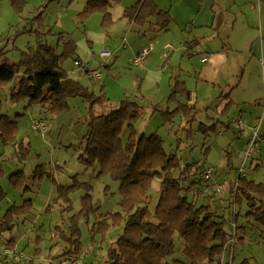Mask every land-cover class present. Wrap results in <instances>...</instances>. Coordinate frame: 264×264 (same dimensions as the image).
<instances>
[{
	"label": "rangeland",
	"instance_id": "rangeland-1",
	"mask_svg": "<svg viewBox=\"0 0 264 264\" xmlns=\"http://www.w3.org/2000/svg\"><path fill=\"white\" fill-rule=\"evenodd\" d=\"M25 3L18 12L12 0H0V49L7 50L11 63H17L18 50H25L34 45L40 32L46 42L60 51L61 42L58 36L64 39L68 36L77 42V51L89 70H98L100 77L89 78L85 70L68 59L65 62L68 75L80 82L89 92L100 95L102 92L108 97L103 104H94L95 113L109 112L117 108L120 101L129 98L140 104L141 116L133 126L138 135L142 133L150 135L156 133L164 140L163 145L168 153L177 152L181 161L185 159L200 160L213 168L211 184L208 190L216 191V184L221 188L217 195H223L220 206L211 201V207L218 211H225L228 220L227 225L232 226L231 209L222 208L227 205L238 168L244 159V151L249 139L247 134L251 127L258 124L253 108L258 102L264 103V68L260 63L264 56L258 55L256 43L261 40L258 32L262 29L264 43V2L247 0L250 6H246V0H216L224 13L223 21L225 29L221 39L217 40V47L222 44L229 50V58L223 64L215 84L206 85L201 93L197 89V82L201 81L193 77L191 65L186 63L190 59L200 56L188 48L187 34L184 32V24L187 16L193 18L195 14L201 18L202 6H208L211 0H154L163 10L171 15V23L168 30L159 33L152 32L148 25L137 26L128 24L126 19L113 18L111 24L102 26L101 13L91 14L85 21H81V12L84 0H24ZM137 0H120L118 7L134 4ZM126 5V6H127ZM112 7V6H111ZM116 7V6H114ZM111 12V9H108ZM242 10L243 13L235 14ZM244 14V15H243ZM245 15L249 18V24L245 22ZM196 19V18H195ZM262 23V26H261ZM232 24L235 31L229 38ZM245 25V26H244ZM251 31L258 33L255 43L241 39L240 45L233 46L235 33L237 36L244 34L247 26ZM246 27V28H245ZM189 26L187 27L188 30ZM239 29V30H238ZM88 39V46H83L81 38ZM214 41H209L208 50H213ZM227 41V43H226ZM91 49V50H90ZM143 50L146 56L141 67H133V59ZM207 50V51H208ZM92 51V52H91ZM108 51L109 56L102 57L100 53ZM192 55V56H190ZM199 59V58H198ZM198 59L195 60L198 61ZM184 81L191 92L189 105L196 108V120L192 124L184 118L175 126L163 125L158 110H166L173 107L168 102V95L174 82ZM17 85V77H14L6 86L0 88L1 113H5L17 123L15 140L3 143L0 139V165L3 169L0 174V188L5 193L0 198V218L6 209L13 205H21L24 200L31 201L30 213L22 215L17 225L10 230L0 231V264H59L68 257L63 254L68 249H74L72 239L78 237L79 252L86 253L83 264H107V251L112 242L122 230V225L111 226L107 232L100 234L92 231L93 224L99 219L100 213L107 211H120V194L118 182L107 174L98 175V165L87 166L79 159L83 153L85 141L84 134L87 131L86 118L89 112V101L81 96L69 97V107L56 114L42 111L41 103L28 100L15 102L9 96L11 89ZM198 85V86H199ZM201 93V95H200ZM226 98L232 101L226 115L217 114L222 121L229 124L224 129L220 125L215 133L203 143V135L194 136V147L186 146L181 142L177 149V136L180 134L185 140L186 131L183 129L174 134L179 128L196 129L199 122L211 124L216 114L218 101ZM197 101V102H196ZM208 109L209 115L206 112ZM33 118H44L47 123L45 134L31 127ZM241 118L245 128L243 133L234 119ZM254 123V124H253ZM250 124V125H249ZM172 128H174L172 130ZM219 131V133H218ZM128 135L125 126L121 133L123 141ZM246 143V144H245ZM210 147L204 151L205 147ZM28 150H27V149ZM182 148V149H181ZM255 148V147H254ZM26 149V150H25ZM255 150L253 149L252 156ZM230 153V154H228ZM24 155V156H23ZM250 158L245 161L244 172L247 177L254 178L257 182L264 183V167L260 165L254 168V163H260V158ZM264 162V151L262 154ZM19 173L26 182L22 188H15L10 176ZM76 178L77 187L70 195L71 210H67L66 204L58 198L57 187L69 186ZM215 181V183H213ZM26 187V188H25ZM160 182L155 179L150 189L147 220H153V210L159 195ZM90 195V207L87 212H81L83 208V196ZM200 197V202L204 201ZM244 205H236L237 210L243 213ZM75 221L78 232L73 234L72 223ZM243 221L239 215L237 224ZM249 226L248 236L251 239V252L254 260L260 263L264 260V245L260 242L258 229ZM176 246L179 241L176 239ZM250 246L242 247L249 250ZM241 246L233 247L234 261L237 264L239 254L236 250ZM9 249V253H5ZM176 255L180 256L179 252ZM243 255V254H241ZM6 256L8 260L6 261ZM16 256V259H14ZM242 258H245L242 257Z\"/></svg>",
	"mask_w": 264,
	"mask_h": 264
},
{
	"label": "trees",
	"instance_id": "trees-1",
	"mask_svg": "<svg viewBox=\"0 0 264 264\" xmlns=\"http://www.w3.org/2000/svg\"><path fill=\"white\" fill-rule=\"evenodd\" d=\"M84 1L85 4L79 13L81 21L98 12L102 15L103 27L113 21L108 10L110 5L120 2ZM24 3V0H12L18 12ZM122 18L137 26L148 25L156 34L168 30L171 23L169 12L160 8L154 0H137L124 9ZM38 34L34 45L25 50H18L20 52L17 63H11L7 50L0 49V88L17 77L16 89H11L9 97L15 102L28 100L41 103L42 111L52 115H57L69 107V97L81 96L89 101L87 131L83 136L85 146L79 159L87 166L98 165V175L107 174L119 184L120 211L100 213L99 219L92 227V231L104 234L111 226L122 225L120 234L107 251V264H220L223 253L235 244L236 230L245 233L248 225L258 229L257 236L264 245L263 182H257L243 173L236 175L227 205L221 206L226 209L232 207L231 228L227 225L225 211H218L210 205L211 201L216 202L218 206L222 204L223 199L220 194L217 195L218 191L199 194L192 192V189H198L204 184L210 188L211 179L202 177V173L210 166L204 161L200 163V160L185 159V163L182 162L177 152L168 153L165 150L164 140L155 132L148 136L143 133L138 135L133 126L141 116L140 104L136 100L125 98L117 108L109 112L95 113L94 104H103L108 101V97L103 92L98 96L89 92L80 82L68 75L65 67L68 59L73 63L80 61L76 42L72 38L64 39L60 34L58 42H61V46L58 51L42 38L40 32ZM190 100L191 92L186 83L174 82L168 95V102H171L173 107L158 110L162 124H173L175 118H179V121L184 118L190 124L195 122L197 111L195 106L189 105ZM231 105L229 100L220 114L226 115ZM219 124L224 129L229 126L218 116L211 124L199 122L196 129H177L174 134H178L182 129L186 131L185 140L180 134L177 136V149H180V144L184 141L186 146L194 147L193 137L196 134L203 135L204 147L207 137L216 132ZM125 126L128 135L123 141L120 136ZM16 132V121L0 111V139L3 143L13 142ZM209 148L205 147L204 151ZM2 172L0 165V174ZM155 179L160 182L159 195L152 214L153 220H147L150 189ZM10 181L15 188H22L26 182L19 173L11 175ZM77 184L75 178L73 184L57 187V197L66 204L67 210L72 209L70 195L78 188ZM4 195L0 188V198ZM201 196L205 199L199 203ZM89 197L88 193L83 196L81 212L91 209ZM237 204L244 205L243 213L237 211ZM31 206L30 199L24 200L21 205L9 206L0 218V231L10 230L17 225L22 215L30 213ZM239 215L243 221L238 225L236 221ZM72 225L75 227L72 233L75 234L78 227L75 221ZM176 239L179 246H176ZM78 240V237H73L74 249H68L63 254H80ZM176 252H179L180 256L176 255ZM237 264L260 263L252 260V257H245Z\"/></svg>",
	"mask_w": 264,
	"mask_h": 264
},
{
	"label": "crops",
	"instance_id": "crops-1",
	"mask_svg": "<svg viewBox=\"0 0 264 264\" xmlns=\"http://www.w3.org/2000/svg\"><path fill=\"white\" fill-rule=\"evenodd\" d=\"M258 1L260 3L262 2L260 0H258ZM245 4H246V6H250V2L247 0L245 1ZM126 5H124L122 7H118V5H115V4L110 5L109 9H111V12H110L111 17H113L115 19L116 18L120 19L123 15L124 9L126 7L133 5V4L127 5V6ZM114 6H116V7H114ZM202 10H203V13H202V16L200 19H198L196 17V15L194 14L192 19L190 18V16H187V18L184 21V24H183V22L181 24V26L184 25V29H186V30H184V32L187 34V37H188V40H187L188 43H186V45L188 46L189 49H191L190 53H192V51H194L196 53V55L200 54L199 57H197L195 59L192 58V59L188 60L186 63V65H187L186 68H188V63H189L191 65L192 69H194L193 70V77H195L198 81L202 82L201 86L197 82V89L201 93L204 91L203 87L206 86L204 84H209V83L215 84V82L218 79V76H219L218 74L220 73V69L222 68L223 64L227 62V60L229 58V52L228 51L230 50V48L228 50L224 44H222V47H220V49L218 48V50H215L217 47L216 44L218 43L217 40L224 41V39L223 40L221 39L220 35L223 34V30L225 29V23L223 21V18L225 15L223 13V10L221 9L220 4L217 3L216 0H211L208 6L204 5L200 8L199 12L197 13L198 16ZM241 13H243L242 10H240V12L235 14V17L238 18V14H241ZM244 17H245V22L249 24L248 16L245 15ZM128 24H130V23H128ZM188 26H189V28L187 30ZM261 26H262V23H261ZM230 30H231V32L229 33V35H230L229 38L231 37V35L235 31V25L234 24H232ZM261 30L262 29H260V28L258 30V32L260 34V38H261V40H260L257 37L258 33L256 36V34L251 31V26L248 25L244 34H240L237 36V33H235L236 34L235 40H234V42H232L233 46L236 47L235 45H240L241 42H239V41L241 39H243L244 42L248 43L250 41L249 40L250 37L254 39L256 36V38L259 40V42L256 39H254V40H251L249 43L252 44V43H255L257 41L256 51H258V55L264 56L263 33ZM68 38H70V36H68ZM213 40H216L213 43L214 44L213 50H208L209 41H213ZM81 43L83 46L89 47L88 39L85 36H83L81 38ZM226 43H227V41H226ZM76 45L78 48L77 42H76ZM77 53H78V51H77ZM78 55H79V53H78ZM190 56H192V55H190ZM203 58H206V60L202 61ZM79 59L81 61L80 55H79ZM196 59H198V61L195 62ZM262 59H264V58H261V60ZM261 60H260V63H261ZM135 68H138V67H135ZM262 68H264V66ZM15 89H16V86L13 88V90H15ZM201 93H200V95H201ZM218 102L219 103L216 106L217 113L216 114L211 113V115H214V117L219 116L217 114H219L222 111V109L229 102V100L224 98L223 100H221V101L219 100ZM208 111L209 110L206 109L207 113H208ZM252 113L255 114L256 120L258 118V121H259L258 124L254 125V126H258V128H257L258 142H256V145L254 148L255 152L252 156V158H255L256 160H258L257 157L260 158V163H254V161H252L254 168H258L260 165H262L264 167V162L262 160V154L264 151V103L262 104L261 102H258L257 105L253 108ZM207 115H209V113ZM176 119L177 118L174 119L173 124H169V125L175 126L178 123V122H175ZM219 126L220 125H218V127ZM254 126L251 127L248 125L247 126L244 125V128L241 129V132L243 133L244 131H242V130H244L245 128L251 127V129H252ZM173 129L174 128H172V130ZM218 133H219V131H218ZM247 134H249V138H250L251 130ZM193 139H194V137H193ZM248 140H247V142H248ZM252 179H254V178L252 177ZM213 183H215V181ZM152 185H153V183H152ZM220 197H221V199H223L222 193H221ZM217 198L218 197H215V199H217ZM237 211L240 212L239 210H237ZM242 211L244 212L245 210H242ZM248 229H249V225H248ZM248 229H246L245 233H242L241 230H236V238L234 241L235 244L231 245L232 247L230 246L228 248V250H226L223 253L222 257L220 258V264H225V263L232 264L233 263V261H234L233 260L234 259L233 247L235 245H239V247L241 246V248L245 247V246H247V247L250 246L249 243H250L251 239L248 236V232H249ZM251 249H252V246L249 247L248 251L246 249L243 250V248L240 249L239 251L236 250L237 254H239V256H238L239 259H242V257L245 256V257H252V260H254L255 259L254 254H253V252H251ZM241 254H243V255H241ZM7 260H8V256H6L5 263L7 262ZM254 261H256V260H254ZM260 264H264V260H262L260 262Z\"/></svg>",
	"mask_w": 264,
	"mask_h": 264
},
{
	"label": "built area",
	"instance_id": "built-area-1",
	"mask_svg": "<svg viewBox=\"0 0 264 264\" xmlns=\"http://www.w3.org/2000/svg\"><path fill=\"white\" fill-rule=\"evenodd\" d=\"M145 52H147V51L143 50L138 56H136L133 59V62H132L133 67L134 66L141 67L143 59L146 56ZM100 55L102 57H105V56H109L110 53L108 51H102L100 53ZM205 60H206V58L202 59V61H205ZM74 63H75V65L83 68L86 71V74L89 78L96 79V78L100 77V72L98 70H95V69L89 70L86 67V65L84 63H82L81 61H76ZM261 64L264 66V59L261 60ZM234 121L238 124L240 129L244 128V124L242 123L241 118L234 119ZM31 127L33 129L40 131L43 134H45L48 130L47 123H46V120L44 118H33L31 121ZM257 140H258L257 126H254L251 130L250 138L246 144L245 151H244V159L242 161V165L240 166V168L238 170V173H240V174L243 173L244 161L252 156V152H253V149L256 145ZM212 172H213V169L211 167H208L207 169H205L204 173H202V177L204 179H211ZM208 190H209V187L207 186V184H204L201 187H199L198 189L197 188L192 189V192L199 194L201 192H207ZM219 190H220V186H217L216 191H219ZM9 251H10L9 249H5V253H7V252L9 253ZM85 254L86 253L81 252L80 254L68 255V257L65 258L64 260H62L59 264H83V257L85 256ZM1 258L2 257L0 256V259ZM14 259H16V256H14Z\"/></svg>",
	"mask_w": 264,
	"mask_h": 264
}]
</instances>
